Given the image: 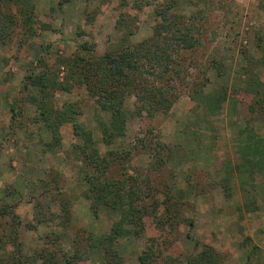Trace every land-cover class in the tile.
<instances>
[{"label":"rangeland","instance_id":"374dc122","mask_svg":"<svg viewBox=\"0 0 264 264\" xmlns=\"http://www.w3.org/2000/svg\"><path fill=\"white\" fill-rule=\"evenodd\" d=\"M59 1L0 0L9 15V36L0 39V208L8 210L0 213V264L15 261V228L21 253L48 251L54 264L66 258L76 264H169V257L174 264H192L206 245L222 264H264V177L237 168L243 163L242 130L264 139V114L251 109L253 95L244 88L252 75L264 79V0H178L181 11L204 23V46L183 51L171 108L129 116L125 135L111 143L103 132L111 115L85 86L55 92L51 105L68 115L74 107L75 119L110 157L107 175L122 181L130 197L138 189L135 204L147 208L139 234L123 221L121 208H92L82 159L73 148L82 139L66 122L61 144H47L54 133L37 120V90L25 87V76L85 40L102 54L123 37L146 38L155 2L140 8V0ZM226 87L228 95L211 108L209 97ZM135 99L127 96L130 112ZM116 223L128 234L91 246L90 236H108Z\"/></svg>","mask_w":264,"mask_h":264},{"label":"trees","instance_id":"16d2710c","mask_svg":"<svg viewBox=\"0 0 264 264\" xmlns=\"http://www.w3.org/2000/svg\"><path fill=\"white\" fill-rule=\"evenodd\" d=\"M66 1V0H63ZM152 32L146 38L132 41L128 38L111 43L108 49L100 54L96 50L95 42L85 40L71 54H58L50 63L45 61L39 73L30 72L26 78L25 87H34L37 92L35 99L39 106L38 121H43L54 133L49 146L61 144L60 127L66 122L74 125V134L82 141L75 142L73 148L82 159V169L86 172L87 196L91 199V206L100 204L114 209L121 208L123 221L133 224L134 234L144 231L143 218L147 212L145 204L137 207L135 202L140 198L137 191L130 197L131 190H126L122 181H115L107 175L110 157L102 155L95 146L91 131L79 123L74 114H67L64 110L51 105V100L57 90L70 91L74 86H85L88 93L95 98L101 110L109 112L111 117L104 124L103 132L106 143H111L117 137L126 133V123L131 115H143L145 112L153 116L160 111H167L178 98L179 91L176 80L180 78V68L183 67V51L204 46V23H199L196 16L187 15L180 10L178 0H140V8L153 4ZM62 0L59 4H62ZM9 15L1 11L0 5V39L8 35L5 22ZM124 27L130 25L124 22ZM131 29V28H130ZM132 30L128 33L132 36ZM40 60H43L40 58ZM208 80V78H207ZM180 81V79H179ZM245 91L253 95L251 109L264 114V79L255 74L245 81ZM205 82L202 83L203 88ZM199 88V91L201 89ZM228 88L210 96L208 104L211 108L219 107L223 98L228 95ZM128 95L135 96V110L126 107ZM246 134L240 143L243 158L238 170L249 172L251 176L260 174L264 177V139L252 129L244 128ZM111 154V153H109ZM92 172H88V170ZM249 175V176H250ZM111 179V180H110ZM125 206V208H124ZM8 212L6 206L0 208L1 214ZM13 218L18 220V215ZM122 221V222H123ZM19 222V221H18ZM128 229L122 223L113 226L111 234L96 238L90 236L91 246L103 243L113 244L117 238L124 236ZM13 264H37L41 258L43 264H54L48 257V251L28 255L21 253V245L16 228L12 231ZM112 246V245H111ZM75 256L80 258V249ZM54 258V253L51 254ZM170 258L169 264H174ZM220 256L212 247L207 246L192 264H222ZM64 264H76L75 258L64 260Z\"/></svg>","mask_w":264,"mask_h":264}]
</instances>
